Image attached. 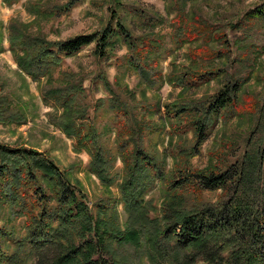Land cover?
I'll use <instances>...</instances> for the list:
<instances>
[{
    "label": "trees",
    "instance_id": "obj_1",
    "mask_svg": "<svg viewBox=\"0 0 264 264\" xmlns=\"http://www.w3.org/2000/svg\"><path fill=\"white\" fill-rule=\"evenodd\" d=\"M1 1L12 5L19 0ZM76 2L66 0L54 5L52 10L40 8V11L64 13ZM243 15L247 24L264 23V3ZM111 19L116 20L114 27L106 25L99 32L57 40H49L43 33L31 32L15 22L7 26L8 48L18 69L33 81L44 82L43 102L59 110L56 126L73 140L76 152L88 155L87 174L95 176L109 195L115 185L118 198L108 196L91 209L80 182L71 177L70 170L61 169L49 155L36 148L0 143V209L7 208L15 218L22 216L25 229L22 236H16L0 226V264H137L129 252H124L128 248L141 250L152 264H195L197 261L264 264V147L259 141L247 144L242 154L224 167L176 168L174 180L166 179L168 188L161 210L146 199L154 182L164 179L160 159L142 145L143 130L149 122L144 116L143 119L135 116L130 125L123 122L120 115L132 114L131 108L117 98L118 94L105 78L102 82L110 93V100L105 105L104 99H100L99 106L108 116L119 120L116 151L103 142V131L90 120L88 108L81 101L84 88L74 74L62 71L61 66L64 58L91 44L98 58L106 57L116 38H121L131 50L127 57L130 67L146 73L147 58L141 57V48L149 50L154 39L134 38L121 22L116 6ZM180 21L176 16L173 34L176 43L184 40ZM200 30L186 28L185 34L193 33L190 41H195L201 37ZM220 41L227 43L224 32ZM246 46L249 48L251 44ZM214 67L206 63L205 68L196 70L191 66L182 75L184 78L178 76V81L182 86L190 80L208 81L221 75ZM241 86L240 78L228 79L199 104H173L167 109L164 106L165 114L175 118L186 116V124L193 129L194 144L200 145L222 112L235 106ZM9 101L0 96V122L25 123L23 113ZM154 106L147 104L141 112L156 114L161 107ZM154 108H157L155 112ZM258 108L262 116L264 108ZM258 128L262 129L260 125ZM194 147L186 153L195 155ZM118 159L122 163L121 177L113 173ZM209 190H221L222 194L215 202L196 200L195 204H188V194ZM118 203L122 205L123 219ZM10 241L12 250L8 251L5 244Z\"/></svg>",
    "mask_w": 264,
    "mask_h": 264
},
{
    "label": "rangeland",
    "instance_id": "obj_2",
    "mask_svg": "<svg viewBox=\"0 0 264 264\" xmlns=\"http://www.w3.org/2000/svg\"><path fill=\"white\" fill-rule=\"evenodd\" d=\"M65 1L19 0L7 5L0 0V41L3 47L0 52V96L7 97L26 118L23 124L0 122V143L10 147L36 148L49 155L61 169L70 170L71 177L80 182L91 209L108 196L118 198L115 185L109 195L95 176L87 174L88 155L76 152L73 140L56 126L59 110L43 102L44 82L37 83L20 72L7 41L10 22L25 26L31 32H41L49 40L99 32L106 25L115 26L116 20L111 19V13L116 6L121 22L134 38L154 39L149 50L144 46L141 48V57L147 58L146 73L130 67L127 57L131 50L121 38H116L114 46L103 58L94 54L92 44L83 47L75 55L63 59L61 70L74 74L80 81L84 88L81 101L88 108L90 120L103 131L102 140L111 150L116 151L115 132L119 120L108 116L99 106L100 99H104L105 105L110 100L102 78L108 80L118 94L117 98L131 108L132 114L120 115L123 122L130 125L135 116L138 119L144 116L149 122L148 128L143 130L142 145L160 159L159 165L164 172L163 181L156 180L146 194V199H150L155 208L161 207L168 188L166 179L171 177L174 180L176 168L205 170L224 167L239 157L247 144L259 141V145L264 147V109L260 116L258 108H264V23L247 24L242 17L250 8L263 4L264 0H77L68 12L43 14L40 11V8L52 10L54 5ZM176 16L181 18L184 36V40L178 43L173 40ZM191 27L201 28V37L195 41H190L193 33L185 34V29ZM223 32L227 39L225 45L220 41ZM247 44L251 46L247 48ZM213 50L216 52L214 55L211 54ZM246 51L248 56L244 53ZM198 55L203 57L197 58ZM206 63L217 67L221 75H215L208 81L190 80L183 86L179 83L178 78H184L182 75L185 76L189 67L203 69ZM234 78L242 81L235 106L222 112L200 145L194 144L193 129L186 124V116L175 118L172 114L171 117L165 114L164 106L167 109L173 104H199L226 80ZM147 104H155L154 107L160 106L161 109L153 115L141 112ZM193 145L196 146V154L191 156L186 151L192 150ZM113 173L119 177L122 175L119 159L114 164ZM221 194V190L188 194V204L193 205L196 200L215 202ZM117 209L123 219L120 203ZM0 226L16 236L25 232L23 217L15 218L7 208L0 209ZM5 245L8 251L12 250L11 241ZM124 252H129L131 260H136L137 264H152L141 250L128 248ZM195 264L205 262L197 261Z\"/></svg>",
    "mask_w": 264,
    "mask_h": 264
}]
</instances>
